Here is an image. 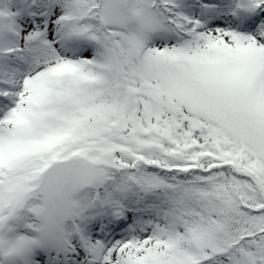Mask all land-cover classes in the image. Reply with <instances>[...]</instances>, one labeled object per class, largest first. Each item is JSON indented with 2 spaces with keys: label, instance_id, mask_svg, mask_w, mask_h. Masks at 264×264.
Listing matches in <instances>:
<instances>
[{
  "label": "snow or ice",
  "instance_id": "obj_1",
  "mask_svg": "<svg viewBox=\"0 0 264 264\" xmlns=\"http://www.w3.org/2000/svg\"><path fill=\"white\" fill-rule=\"evenodd\" d=\"M0 264H264V0H0Z\"/></svg>",
  "mask_w": 264,
  "mask_h": 264
}]
</instances>
